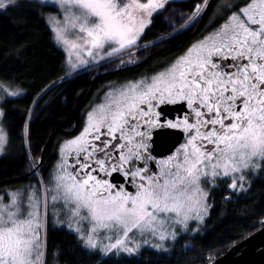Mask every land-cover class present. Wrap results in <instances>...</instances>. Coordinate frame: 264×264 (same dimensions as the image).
Wrapping results in <instances>:
<instances>
[{
	"label": "snow or ice",
	"instance_id": "obj_1",
	"mask_svg": "<svg viewBox=\"0 0 264 264\" xmlns=\"http://www.w3.org/2000/svg\"><path fill=\"white\" fill-rule=\"evenodd\" d=\"M16 3L0 0V10ZM56 3L62 17L50 23L56 25L55 38L76 68L88 63L85 57L138 63L131 49L168 0ZM207 5L208 0L195 5L181 28L194 24ZM224 7L228 14L215 31L151 77L114 88L88 111L80 135L64 142L61 162L39 188L7 194V200L0 195V264H42L41 233L50 209L68 218V227L85 247L97 249L103 232L109 241L116 237L103 245L105 253H131L135 249L127 246L130 233L163 241L176 237L170 226L186 227L189 219L202 222L209 207L203 184L214 187L228 180L234 192L246 191L247 175L264 171V0ZM0 91L18 94L8 92L3 83ZM177 102L185 105L186 115L161 122L155 109ZM3 116L0 110V121ZM155 127L182 128L188 135L185 144L152 171L145 165V139ZM6 143L0 126V153ZM40 163L32 162L33 175ZM113 173L122 175L134 191L107 179Z\"/></svg>",
	"mask_w": 264,
	"mask_h": 264
},
{
	"label": "trees",
	"instance_id": "obj_2",
	"mask_svg": "<svg viewBox=\"0 0 264 264\" xmlns=\"http://www.w3.org/2000/svg\"><path fill=\"white\" fill-rule=\"evenodd\" d=\"M198 1L167 5L145 30L142 42L164 38L185 22ZM223 5L219 1L218 6ZM57 11L56 5L38 0H17L0 10V81L23 90L2 104L9 147L0 158V193L8 186L31 183V164L42 156L46 169L51 166L56 138L73 125L97 85L98 79L90 73L114 66L107 62L87 70L68 69L67 54L56 42L49 21ZM41 178L45 181L46 174L37 182ZM229 182L208 186L209 215L197 231L180 233L170 251L144 248L140 255H104L85 247L75 232L50 222L46 258L52 264H201L217 259L264 226V171L249 175L246 191L234 192L227 187Z\"/></svg>",
	"mask_w": 264,
	"mask_h": 264
},
{
	"label": "flooded vegetation",
	"instance_id": "obj_3",
	"mask_svg": "<svg viewBox=\"0 0 264 264\" xmlns=\"http://www.w3.org/2000/svg\"><path fill=\"white\" fill-rule=\"evenodd\" d=\"M174 1L181 0H171V2L168 1L166 5ZM219 1L221 0H208V5L203 13L198 20L189 27L181 28L182 23L179 26L176 25L175 29L169 32L163 39L159 38L142 42L145 30L153 24L155 20L154 17L160 15L164 10L154 13L151 17V23L144 28L143 33L137 41V45L131 49L137 54L138 63H130L117 67L109 66L98 70L96 73H90V76H92L94 80L98 79L97 85L82 104L81 110L79 114L76 115L73 125L63 129L56 138V156L51 166L46 169V158L42 156L39 159L41 161L39 164V172L33 175L32 169L28 174L29 178L32 179L31 183L26 181L19 187H26L27 189L29 186L37 187V185H39L37 182L38 178L41 177L42 174L48 176L56 169V165L61 162V146L64 142L80 135L85 126L86 113L95 106L103 103L108 92L116 87L123 86L129 81L135 82L145 77H151L155 73L163 70V68L173 62L175 58L183 54L195 41L205 34L215 31L219 25L224 23V17L229 11L224 5L231 4L234 6L242 3V0H223L224 5L218 6ZM200 3V1L197 2V4ZM182 21L180 20V22ZM186 22L187 20L185 19L184 23ZM87 69L90 68H85V70ZM155 111L160 112L159 119L161 122L168 120L176 122L186 115L185 105L182 102L159 105ZM187 135L188 134L182 128H152L145 139V155L149 157V159L145 161V165L152 171L158 170L159 161L166 160L173 156L177 150L185 144ZM69 162L71 163V160ZM107 179L121 185L128 191H134V187L127 184L125 178L120 174L113 173L110 177H107Z\"/></svg>",
	"mask_w": 264,
	"mask_h": 264
},
{
	"label": "rangeland",
	"instance_id": "obj_4",
	"mask_svg": "<svg viewBox=\"0 0 264 264\" xmlns=\"http://www.w3.org/2000/svg\"><path fill=\"white\" fill-rule=\"evenodd\" d=\"M38 1H41V2H44V3L54 4V5H56L59 8V11L53 13V15L49 17V21L53 17H55L57 19H60L62 17L63 10L56 3V0H38ZM168 1L171 2V0H168ZM166 7H167V5H165V8ZM165 8L160 9L159 11L164 10ZM50 24H51L52 29L54 31V28L56 27V25L52 24V23H50ZM54 35H55V32H54ZM56 42H57V40H56ZM58 44L65 50V47L63 45H61L60 43H58ZM131 51H133V50H131ZM65 52L67 54V67L70 70H77L79 68H84V67L85 68H87V67L88 68H92V67H96V66L98 67V66L103 65L104 63H107V62L114 63V67L130 64V63H122L118 58H109V59H105V60L93 61L91 58L85 57V59L88 60L87 64H82V65L78 64V66L76 68H73L71 66V64L68 62V53H67L66 50H65ZM135 58L137 60V54L136 53H135ZM124 59L127 60V59H129V57L125 56ZM0 83H2V82L0 81ZM4 87L8 90V92L15 91L18 94L15 95V96H9V95H7V92L0 91V110H2V111H3V105L2 104H3V102L5 101L6 98L16 97V96H19V95H21L23 93V90H20L18 88H15V87H12V86H9V85H6V84H4ZM3 113H4V111H3ZM3 118H4V116H3ZM0 126L3 127V129H4V131H5L6 135H7V143L4 145L3 152L0 153V158H1L8 151L9 136H8V131H7L6 127H5V125H4L3 119H2V121H0ZM54 172H55V170L47 176L45 181H47L49 176L51 174H53ZM249 175H251V174H249ZM249 175H247V181H249ZM41 181H44V180L41 178L40 181L38 182L39 185H37L36 188L40 187V182ZM29 185H30V183H29ZM202 186L208 192L207 205H209V207L207 209V214L204 216V219H203L202 222L200 220H197V219H189L187 221V226L186 227L183 224H177V225L170 226L169 227V231L170 232L171 231H175L176 232L175 239H166V240L161 241L158 238V236H152V235H148V234L140 235L139 233H130L129 234V240L127 241V246L130 247V248H134L135 250L133 252L129 253V252L123 251L121 249H114V250H112L110 252L105 253L103 251V245L115 242L116 237L113 236L112 240L109 241L108 239H105V233L101 232L100 236L97 238V242H98V245H99L97 250H100L104 255H109V254H112V253H115V254L126 253V254H129V255L130 254L140 255V252L144 248H151V249H154V250H157V251H170L172 249V247H173V245H174V243H175V241H176V239H177V237H178V235L180 233L197 231L198 229H200V227L204 223L205 219L209 215L210 208H211L210 200H209V189H208L209 185L203 184ZM26 191H27L26 187L25 188L24 187L13 188V187L8 186V187L4 188V190L2 191V193H0V195H4L5 196V200H7V194H10V193H13V192L26 193ZM193 215H194V213H193ZM50 222L55 223L56 226L66 227L69 230L73 231L72 229H70L68 227V224H69L68 218L66 216H64L63 213L57 212L56 214H52L51 209L49 210V215H47V217L45 218V221H44L45 228H44L43 232L41 233V238H42V240L45 241L44 255H43V258H42V264H52L46 258L47 233H48V225H49ZM83 227H84V229L86 231L87 228L89 227L87 222L84 223ZM76 234L79 237V234L78 233H76ZM108 235H111V234L109 233ZM137 245H138V247H137ZM157 246H160V247H157ZM214 260H210L209 262H212Z\"/></svg>",
	"mask_w": 264,
	"mask_h": 264
},
{
	"label": "water",
	"instance_id": "obj_5",
	"mask_svg": "<svg viewBox=\"0 0 264 264\" xmlns=\"http://www.w3.org/2000/svg\"><path fill=\"white\" fill-rule=\"evenodd\" d=\"M201 264H264V226L214 261Z\"/></svg>",
	"mask_w": 264,
	"mask_h": 264
}]
</instances>
